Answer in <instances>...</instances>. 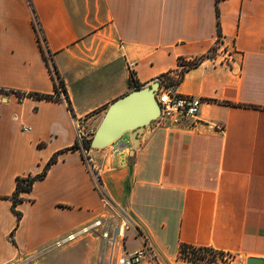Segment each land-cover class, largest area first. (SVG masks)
Segmentation results:
<instances>
[{"label": "crops", "instance_id": "0c3cea01", "mask_svg": "<svg viewBox=\"0 0 264 264\" xmlns=\"http://www.w3.org/2000/svg\"><path fill=\"white\" fill-rule=\"evenodd\" d=\"M131 74L200 97L197 119L83 153L75 123L93 133ZM53 156L13 207L16 177ZM120 208L153 247L138 264H212L180 243L264 259V0H0V264H100L102 239L82 228L118 225Z\"/></svg>", "mask_w": 264, "mask_h": 264}, {"label": "built area", "instance_id": "2783aa9c", "mask_svg": "<svg viewBox=\"0 0 264 264\" xmlns=\"http://www.w3.org/2000/svg\"><path fill=\"white\" fill-rule=\"evenodd\" d=\"M60 92L62 93V90L59 88ZM155 98L159 106V115L156 119L167 126L179 124L185 119L196 120L202 101L200 97L177 92L173 81L164 80H159ZM75 130L76 141L80 144L83 153L87 154V149L82 145L83 141L88 139L86 133L79 123H75ZM120 140H117V146H120ZM93 176L95 188L101 191L98 172L94 171ZM118 215L120 218L118 225H110V222L103 217L82 228L83 232L97 233L101 237L100 264H138L145 258L155 260L153 247L147 234L121 208L118 210ZM130 228L134 229L135 236L142 240V245L133 251H128L125 244V231ZM75 235L76 233L70 234L65 240H72Z\"/></svg>", "mask_w": 264, "mask_h": 264}, {"label": "water", "instance_id": "95a60500", "mask_svg": "<svg viewBox=\"0 0 264 264\" xmlns=\"http://www.w3.org/2000/svg\"><path fill=\"white\" fill-rule=\"evenodd\" d=\"M159 81L134 88L110 102L93 133L88 135L89 146L104 148L122 139L128 133L131 147L137 146V137L145 126L159 115V106L155 98ZM261 257H248L246 264H263Z\"/></svg>", "mask_w": 264, "mask_h": 264}, {"label": "trees", "instance_id": "16d2710c", "mask_svg": "<svg viewBox=\"0 0 264 264\" xmlns=\"http://www.w3.org/2000/svg\"><path fill=\"white\" fill-rule=\"evenodd\" d=\"M33 28L35 30V33L37 35V39L39 41V44L41 46V50L43 53V56L45 58L46 64L48 66L49 72L53 78V80L55 81V91L58 94L59 93V88L63 91L64 96H65V92H64V87H63V81L59 76V73L55 67V65L52 62H48L49 59V54L46 53L47 49H46V45L44 43V38L41 34V29L37 24V21H33ZM142 84H140L131 74L130 78H129V88L130 90L134 89V88H138L141 87ZM129 90V91H130ZM30 94V93H28ZM19 95H21V92H19ZM36 96L38 97H43V98H53L54 95H45V94H37ZM69 106V104H68ZM89 139H85L82 143L83 147L88 148L89 147ZM75 147L78 146V144L76 143L74 145ZM73 146V147H74ZM55 157H51L44 170L37 174V175H26V176H18L16 177L15 180V188L14 191L11 195V199H12V204L13 207L15 206L16 203H18L19 201L22 200V197L20 196V193L22 191H28L31 189L32 183L33 181L42 176L47 168V166L52 163L54 161ZM15 214L17 216V219L20 218V213L18 211L15 210ZM222 254L224 253L223 251L220 250H216L212 247L209 246H194V245H190L187 243H180L179 248H178V256L186 259L188 261H192V262H198V263H212V264H217L215 261V255L216 254ZM220 264H227V262H222Z\"/></svg>", "mask_w": 264, "mask_h": 264}, {"label": "rangeland", "instance_id": "374dc122", "mask_svg": "<svg viewBox=\"0 0 264 264\" xmlns=\"http://www.w3.org/2000/svg\"><path fill=\"white\" fill-rule=\"evenodd\" d=\"M125 235H126V239H127L126 245H128V243H130L129 241L131 239L130 236H129V231H126ZM101 250H102V246H101ZM215 261H216L217 264H220L222 262H229L230 261V257L226 253H222V254L218 253V254L215 255Z\"/></svg>", "mask_w": 264, "mask_h": 264}]
</instances>
